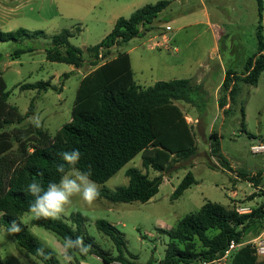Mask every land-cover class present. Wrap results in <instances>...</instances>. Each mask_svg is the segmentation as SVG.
<instances>
[{"label": "rangeland", "instance_id": "obj_1", "mask_svg": "<svg viewBox=\"0 0 264 264\" xmlns=\"http://www.w3.org/2000/svg\"><path fill=\"white\" fill-rule=\"evenodd\" d=\"M159 1H169L170 5L159 14L153 28L123 46L114 47L110 58L122 52L128 53L134 79L142 87L153 86L158 81L185 79L191 74L194 77L206 75L202 83L204 92L193 95L194 104L177 103L193 126L197 153L189 160L173 162L162 174L154 169H145L142 155H138L107 183L97 184L101 191H116L127 186L129 178L126 171L132 167L147 173L151 179L162 175L159 193L149 202L114 204L98 199L94 205L88 206L79 197H73L68 214L61 218L76 229L71 215L80 213L84 218L86 237L114 259L120 256L119 249L110 237L98 230L96 224L104 220L115 226L125 241L124 256L134 264H159L169 243L166 231L200 210L207 201L229 209H236L238 204L254 209L263 201L264 191L259 188L258 194L248 195L256 184L251 182L254 185L249 187L250 181L245 180L242 173L249 177L261 173L264 180V152L252 151V147L264 145V74L255 87L241 84L242 92L229 114L219 108L216 91L219 84L222 86L227 71L242 75L249 58L258 52V1L0 0L1 31L23 28L30 32L44 31L53 36L68 29L76 34L70 38V43L83 51L85 63L75 68L47 60L50 37L26 38L17 43L0 42V72L7 85L6 91L10 93L8 103L16 106L23 116L31 103L34 104L33 115L21 123L5 127V130H24L33 125L29 118L39 115L41 125L51 137L71 122L81 80L95 69L91 65L94 59L88 54V48L108 36L119 18H129L135 10ZM167 39H170L169 43ZM167 44L171 45L170 49ZM17 49L31 51L16 56ZM40 82H50L51 87L47 91L23 89L25 85ZM213 131L222 137L221 152L226 163L211 153L209 136ZM15 145L14 150L18 148V142ZM10 156L16 155L12 153ZM189 172L198 183L178 199H173L175 190ZM234 192L237 195L233 200ZM255 197L258 198L253 201ZM34 220L30 213L21 218L31 233L50 248L62 264L58 252L63 242L47 229L32 225ZM71 255V264H105L93 254L81 255L74 251ZM0 264L44 263L20 250L15 237L7 235L2 228ZM112 264L121 263L115 261Z\"/></svg>", "mask_w": 264, "mask_h": 264}, {"label": "trees", "instance_id": "obj_2", "mask_svg": "<svg viewBox=\"0 0 264 264\" xmlns=\"http://www.w3.org/2000/svg\"><path fill=\"white\" fill-rule=\"evenodd\" d=\"M260 21L257 27L258 52L249 58L245 72L237 75L227 71L222 84L219 108L229 114L242 92L241 84L255 87L264 74V0H257ZM169 1L147 4L135 10L129 18H119L113 31L99 44L89 47L88 54L95 67L82 80L72 111V120L61 127L57 135L51 137L46 130L30 125L24 130L8 132L5 127L23 122L33 115L34 104L23 116L16 106L8 103L10 93L0 72V229L7 230L15 219L22 228L12 234L18 248L33 255L44 264H59L55 253L41 243L21 221L29 213V204L34 200L28 192V185L36 180L44 189L50 182L58 183L61 173L57 165L64 163L60 153L78 149L81 158L77 169L87 171L91 167V179L105 184L142 155L145 169L159 173L167 171L173 162L189 160L197 153V138L193 126L188 122L178 102L194 104L193 95L203 93L204 88L194 79H174L158 81L153 86L142 87L134 79L131 58L128 53H119L110 58L114 47L141 37L153 25L168 6ZM80 31V30H79ZM75 32L64 29L49 36L44 31L30 32L20 28L16 31L0 30V42H20L26 38H51L46 50L47 60L73 65L80 68L85 63L82 49L72 45L70 38ZM26 49H17L20 56ZM101 61H103L101 63ZM68 76V75H67ZM50 82L25 85L23 89L47 91ZM229 105V108L225 107ZM244 116V108L242 107ZM242 124H245L244 117ZM221 135L213 131L209 136L213 156L226 160L221 152ZM19 146L16 150L15 143ZM15 151V152H13ZM12 153L15 157L10 156ZM66 171L68 166L65 165ZM230 170L229 167H226ZM231 171V170H230ZM129 183L116 191H100V198L110 203H147L159 193L163 176L151 179L147 173L136 167L126 171ZM261 173L242 177L259 183ZM189 172L173 194V199L181 197L186 190L197 184ZM77 225L73 229L60 220L36 219L37 225L54 233L62 242L65 237L82 236L91 245L88 254L99 257L105 264L115 261L121 264H134L124 256L125 241L115 226L101 220L96 226L104 235L110 237L119 249L120 256L112 258L100 249L83 230L84 218L80 213L71 215ZM259 225L264 229V205L249 214H239L219 203L207 201L197 212L183 218L175 228L167 232L169 243L166 254L159 264H199L213 261L230 248L231 244H242L247 231ZM164 231V230H163ZM42 250V251H40ZM76 252V251H75ZM74 251L71 252L73 254ZM228 264H264L253 245L247 244L234 250Z\"/></svg>", "mask_w": 264, "mask_h": 264}, {"label": "clouds", "instance_id": "obj_3", "mask_svg": "<svg viewBox=\"0 0 264 264\" xmlns=\"http://www.w3.org/2000/svg\"><path fill=\"white\" fill-rule=\"evenodd\" d=\"M29 119L35 127H41L39 115H34ZM60 156L64 163L57 165V172L62 174L58 183L50 182L47 189H44L36 180L28 185V192L34 197V200L29 204V213L35 219L60 220L68 214L73 197H79L88 206L94 205L100 198V186L90 178L91 167L89 166L87 171H81L75 167L81 158L80 151L78 149L70 152L65 151L60 153ZM65 165L68 166L67 171ZM6 231L7 235L18 234L22 228L13 219ZM90 248L91 245L86 244L82 236H77L74 239L65 237L58 256L61 258L62 264H71L72 251L87 255Z\"/></svg>", "mask_w": 264, "mask_h": 264}, {"label": "crops", "instance_id": "obj_4", "mask_svg": "<svg viewBox=\"0 0 264 264\" xmlns=\"http://www.w3.org/2000/svg\"><path fill=\"white\" fill-rule=\"evenodd\" d=\"M166 37H164V39H165ZM168 40V39H167ZM167 40H166V42H167ZM170 42V39L168 40V42L167 43H169ZM167 47H169L168 49H170V47H171V45L169 44V46H168V44L166 45ZM166 47V48H167ZM177 51V50H176ZM130 56V55H129ZM132 63V62H131ZM190 77H188V78H185V79H194L195 80V82L197 83V84H201L202 85V83H203V77L205 78L206 77V75L204 76H199V75H196V77H194L192 74L191 75H189ZM192 76V77H191ZM174 80V79H173ZM204 85V84H203ZM221 86V84H219L218 85V87H217V89H216V91H217V93H218V98L220 99L221 98V96H220V94L222 95V92H221V88H222V86ZM218 99V100H219ZM229 105H227L226 107H228ZM225 107V108H226ZM183 110V109H182ZM188 119V118H187ZM256 184V188H253V191L252 192H250L248 195H252V194H255V193H257V191H258V188H259V190H260V188L264 185V180H263V177H261L260 179H259V183H255ZM252 185H254L253 183H249V187H251ZM252 188V187H251ZM258 194V193H257ZM235 195H237V193L236 192H234L233 194H232V199L234 200V199H236L235 198ZM262 197V196H261ZM258 197H255L254 199H253V201H256V199H257ZM262 199H263V201L260 203V206L262 205V204H264V196L262 197ZM259 204H257V206H258ZM255 207L254 209H256V208H258V207ZM239 207H243V206H240L239 204L235 207L236 209L237 208H239ZM244 208H250V207H247V206H244ZM252 209H253V207H252ZM244 242L241 244V246H244V245H247V244H250L251 242H253L254 240H256V239H258V238H260V237H264V229L262 230L261 228H260V226L259 225H257V226H254V228L252 227V229H250L249 231H247L246 233H245V235H244Z\"/></svg>", "mask_w": 264, "mask_h": 264}, {"label": "built area", "instance_id": "obj_5", "mask_svg": "<svg viewBox=\"0 0 264 264\" xmlns=\"http://www.w3.org/2000/svg\"><path fill=\"white\" fill-rule=\"evenodd\" d=\"M252 151L254 153H259V152H264V145H258V146H254L252 147ZM257 174H255L256 176ZM261 190L264 191V185L260 188ZM236 211L239 214H249L253 211V209L251 208H244V207H239L236 209ZM251 245H253V247L255 248L257 255L259 257H263L264 258V237H260L256 240H254L253 242L250 243ZM239 247H241V245L239 244H234L232 243L230 248L223 254V256L213 260V261H209V262H202L199 264H228L229 259L233 253L234 250L238 249Z\"/></svg>", "mask_w": 264, "mask_h": 264}]
</instances>
